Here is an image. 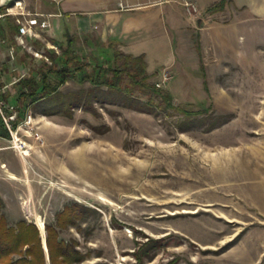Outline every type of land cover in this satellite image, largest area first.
<instances>
[{"label": "rangeland", "instance_id": "1", "mask_svg": "<svg viewBox=\"0 0 264 264\" xmlns=\"http://www.w3.org/2000/svg\"><path fill=\"white\" fill-rule=\"evenodd\" d=\"M188 31L176 63L151 81L165 75L160 88L174 106L197 113L195 123L184 124L172 109L154 116L106 104L48 116L6 103L16 115L10 137H0L1 211L9 226L26 220L43 243L45 225L76 202L96 214L82 232L69 228L60 237L89 253L82 264H264V24ZM42 33L32 39L40 47L27 40L17 55L0 39L2 93L15 96L19 74L50 63L44 49L59 54ZM84 38L73 53L86 63L93 50ZM22 52L28 58L19 65ZM73 77L58 91L89 87ZM147 240L160 247L137 262L133 253Z\"/></svg>", "mask_w": 264, "mask_h": 264}, {"label": "trees", "instance_id": "2", "mask_svg": "<svg viewBox=\"0 0 264 264\" xmlns=\"http://www.w3.org/2000/svg\"><path fill=\"white\" fill-rule=\"evenodd\" d=\"M229 2L231 0H220L210 6L208 12L220 11ZM4 10V7H0V14ZM0 20V39L8 48L15 49L17 55L19 46L16 45L14 36L18 34L19 26L10 16H4ZM76 41L77 38L73 36L66 37L65 45L53 41L52 44L57 45L59 54L54 50L44 49V56L50 63L41 61V65L32 75L31 72L24 76L19 74L13 82L16 95L4 92L0 93V97L5 103L9 104L10 101L19 108L24 105L32 106L48 116L70 114V111L78 108L91 112L95 105L110 104L154 116L158 110L172 109L184 116V124L197 122V113L174 106L171 94L156 87L151 81L153 75L147 72L143 55L133 56L113 49L110 44L94 43L92 58L85 63L77 60L73 53ZM89 41L84 38L87 46ZM30 42L35 48L41 45L35 40ZM26 58L28 56L23 53L19 57V65H24ZM74 74L81 82H87L89 87L70 93L58 91L61 85L74 79ZM2 87L0 83V92ZM14 105L11 106L15 108ZM199 122L204 124L205 119ZM0 125V137L9 138L10 133L1 119ZM217 125L215 122L210 123L206 130ZM94 131L98 134L105 132L101 128ZM2 208L3 202L0 199V264H82L89 258V253H82L78 249L75 240L65 241L60 234L69 228H75L79 232L86 229L83 226L96 214L93 209L76 202H68L55 215L54 222L45 225L47 262L41 235L36 226L26 220H19L14 226H9ZM159 247L158 240H147L138 247L133 256L141 263L144 257L151 259L154 256L151 252Z\"/></svg>", "mask_w": 264, "mask_h": 264}, {"label": "crops", "instance_id": "3", "mask_svg": "<svg viewBox=\"0 0 264 264\" xmlns=\"http://www.w3.org/2000/svg\"><path fill=\"white\" fill-rule=\"evenodd\" d=\"M6 1L0 0V7ZM187 1L199 9L195 18L188 16L183 0H24L23 5L44 15L51 40L86 37L91 49L94 43L110 44L125 54L143 55L147 72L157 79L176 63L189 29L250 31L253 22L264 24V0H231L217 12L208 8L220 0ZM223 17L226 23L220 22Z\"/></svg>", "mask_w": 264, "mask_h": 264}, {"label": "built area", "instance_id": "4", "mask_svg": "<svg viewBox=\"0 0 264 264\" xmlns=\"http://www.w3.org/2000/svg\"><path fill=\"white\" fill-rule=\"evenodd\" d=\"M24 0H7L3 7H6V11L0 14V19L4 16H13L15 23L19 26V32L15 36V41L18 46L26 47V41L39 38L46 29H48L49 24L44 19L43 14L28 11L23 5ZM183 5L188 12L197 13V8L195 4L183 0ZM13 51H10L12 54ZM12 57V56H11ZM168 78L164 75L161 83H156V87L160 88L164 83H166ZM15 82V81H14ZM2 93V92H0ZM8 110V111H7ZM9 112V113H8ZM0 119L3 125L11 133L10 123L16 119L15 110L12 106H7L4 100L0 97Z\"/></svg>", "mask_w": 264, "mask_h": 264}, {"label": "bare ground", "instance_id": "5", "mask_svg": "<svg viewBox=\"0 0 264 264\" xmlns=\"http://www.w3.org/2000/svg\"><path fill=\"white\" fill-rule=\"evenodd\" d=\"M14 148H15L16 150H18V151H21V150L23 149V147H21V144L18 143L17 141L15 142ZM27 153H29V152L27 151ZM91 171H92V169H91ZM87 175H88V174H87ZM40 228H41V231H42V230H43V227H42L41 224H40Z\"/></svg>", "mask_w": 264, "mask_h": 264}, {"label": "water", "instance_id": "6", "mask_svg": "<svg viewBox=\"0 0 264 264\" xmlns=\"http://www.w3.org/2000/svg\"><path fill=\"white\" fill-rule=\"evenodd\" d=\"M44 245H45V240L43 241V248L46 249V246H44Z\"/></svg>", "mask_w": 264, "mask_h": 264}]
</instances>
